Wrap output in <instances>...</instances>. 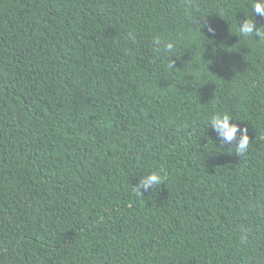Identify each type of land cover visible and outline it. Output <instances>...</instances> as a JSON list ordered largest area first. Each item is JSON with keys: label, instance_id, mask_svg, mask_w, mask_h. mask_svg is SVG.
<instances>
[{"label": "trees", "instance_id": "16d2710c", "mask_svg": "<svg viewBox=\"0 0 264 264\" xmlns=\"http://www.w3.org/2000/svg\"><path fill=\"white\" fill-rule=\"evenodd\" d=\"M247 4L0 0V264H264V43L235 33ZM214 112L248 129L246 155L220 148Z\"/></svg>", "mask_w": 264, "mask_h": 264}, {"label": "clouds", "instance_id": "9594fccd", "mask_svg": "<svg viewBox=\"0 0 264 264\" xmlns=\"http://www.w3.org/2000/svg\"><path fill=\"white\" fill-rule=\"evenodd\" d=\"M246 7H250L252 15H247L240 24H238L236 20L235 33L238 34L241 39L248 40L249 38H255L257 41L264 43V26H257L253 18L254 14L264 16V0H248ZM207 27L209 32L214 31L210 24H207ZM153 40L157 46L161 45L160 38L154 37ZM157 51H159V47ZM163 51L166 54H172L176 51V45L172 41H166L163 43ZM230 119H232V117L227 112H214L207 118V122L211 123L212 128L217 133V139L221 146L220 148H223L225 142L231 144L235 141L234 148L228 150L244 156L250 148L248 129L238 128V125L235 123L230 124ZM238 132L240 133L239 137H237ZM144 173L140 183L132 186V192L137 197H142L141 189H156L165 182V175L162 174L163 169L148 170Z\"/></svg>", "mask_w": 264, "mask_h": 264}]
</instances>
